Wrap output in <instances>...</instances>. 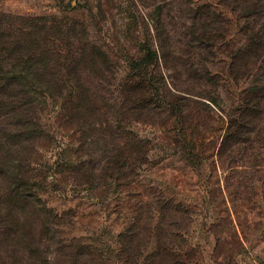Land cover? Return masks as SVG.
I'll list each match as a JSON object with an SVG mask.
<instances>
[{
	"label": "rangeland",
	"instance_id": "374dc122",
	"mask_svg": "<svg viewBox=\"0 0 264 264\" xmlns=\"http://www.w3.org/2000/svg\"><path fill=\"white\" fill-rule=\"evenodd\" d=\"M12 17L81 89L0 118V264H264V0H0Z\"/></svg>",
	"mask_w": 264,
	"mask_h": 264
},
{
	"label": "trees",
	"instance_id": "16d2710c",
	"mask_svg": "<svg viewBox=\"0 0 264 264\" xmlns=\"http://www.w3.org/2000/svg\"><path fill=\"white\" fill-rule=\"evenodd\" d=\"M20 19L23 17L0 19V118L22 115L37 89L43 94H47L49 89L57 90L58 95L64 90L69 92V96L74 94L73 97L79 95L81 89L80 85H67L61 81L59 56L53 45H43L44 25L39 24L40 19H29V22L33 20L32 25L19 24L17 21ZM146 56L152 61L157 53L148 50ZM21 101L24 102L20 104ZM48 216L53 220L57 217ZM51 226L52 229L57 228L58 224L51 222L45 228ZM51 239L48 235L45 237L46 241Z\"/></svg>",
	"mask_w": 264,
	"mask_h": 264
}]
</instances>
